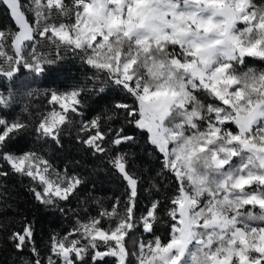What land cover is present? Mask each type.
<instances>
[{
  "label": "snow or ice",
  "instance_id": "1",
  "mask_svg": "<svg viewBox=\"0 0 264 264\" xmlns=\"http://www.w3.org/2000/svg\"><path fill=\"white\" fill-rule=\"evenodd\" d=\"M2 2L15 29H0V76L11 81L21 68L39 76L64 59L62 51L79 57L93 74L70 89L29 91V98L47 99L34 119L28 104L22 108L28 119L7 115L16 96L11 89L0 91V177L28 178L39 203L64 212L59 202L67 201L83 178L56 169L35 148L10 146L30 130L38 140L59 144L60 130L76 123L74 115L83 117L86 93L99 95L113 87L125 96L103 114L81 119L77 130V140L94 155L107 154V163L126 183L125 198L116 197L109 208L100 205L96 216H77L66 233L50 237L46 256L25 218L9 236L18 252H30L24 264H106L107 257L131 264L130 256L135 264H264V69L238 71L247 59L264 61V4ZM41 45L50 50H39ZM118 117L146 132L162 156V170L177 185L165 206L154 199L139 216L140 177L128 168L129 153L110 154L105 147L106 141L118 148L136 140L123 127L105 129ZM161 221L168 228L166 239L156 234ZM137 227L151 238L130 252L125 238Z\"/></svg>",
  "mask_w": 264,
  "mask_h": 264
},
{
  "label": "rangeland",
  "instance_id": "2",
  "mask_svg": "<svg viewBox=\"0 0 264 264\" xmlns=\"http://www.w3.org/2000/svg\"><path fill=\"white\" fill-rule=\"evenodd\" d=\"M65 2L70 4L71 0H65ZM254 2L258 5L264 4V0H254ZM4 28L7 27H4V25L0 27V29ZM38 49L41 51L50 50L47 45L38 46ZM64 54L71 56V59L69 60V58L66 57L65 60L60 61L58 64L48 67V69L39 76L32 74L24 68H21L20 72L11 81L0 76V91L7 92L11 89L16 96V103H14L13 106L6 111L7 115L21 116L23 119H28V114L22 112L24 104H28L29 111L34 119L39 111L46 109L47 99L43 95H37L29 98L27 96L29 91L39 90L42 92L46 88L70 89L75 85L84 84L88 80V77L92 76L93 70L83 64L79 57L70 52L64 53L62 51V55ZM249 67L264 69V61L247 59L245 65L238 68V71H246ZM114 89L115 88L113 87L106 89L104 92L107 95L105 98L106 101L111 103L115 99H125L123 92L119 89H116L115 92L113 91ZM201 94L206 96L204 93ZM93 95H95V93H86L84 95L83 99L85 107L83 109V117L74 115L72 118L76 123L72 126H65L60 130L59 144L52 139L38 140L34 132L30 130L29 133L20 138L14 146H10L11 150L26 151L28 149L35 148L36 150L42 152L51 161L56 169L60 171H64L66 169L69 174H75L80 177L86 172H90L91 170L101 167L106 162L107 155H94L91 148L77 140V130L80 120H90L96 115L103 114L105 110L109 108L108 106L105 109H101L99 106H94ZM201 99L204 100L203 98ZM127 100L129 103L131 102V98H127ZM207 100L208 97L205 101ZM123 121V118L121 121L114 119L111 122L105 123V129L107 130L109 126L113 129L123 127L125 132L129 129L134 133L136 128L133 126H125V128L122 124ZM69 127H71V132L69 131ZM133 133L129 132L127 134L134 135ZM109 139H111V137H109ZM138 140L142 146H144V149L134 150L131 147V143L122 144L116 148L112 147L107 141L105 142V147L109 148L110 154H115L117 151L129 153L128 166L133 173H137L140 177V184L143 187L144 196L149 200V202L161 197L163 207L167 204L168 199L174 194L177 186L176 181L170 173L162 170L161 154H159L154 147L147 142L148 140L144 141V138L142 137H138ZM154 183L159 186L158 191L153 187ZM256 210L259 211L258 208ZM88 216L94 215L91 212L83 213L80 216V219L83 220ZM259 223L260 222L258 221L254 222V224L257 225ZM72 227L73 226H71V228ZM135 230L136 235L129 234V236L125 238V242L127 241L126 246L130 252L135 249L136 244L141 239L147 240L151 238L150 235L145 233L142 228L137 227L133 231ZM67 231L61 233L60 235H63ZM167 235L168 230L165 236L166 238ZM129 259L131 264H135L134 257L130 256ZM112 264H115L114 258Z\"/></svg>",
  "mask_w": 264,
  "mask_h": 264
},
{
  "label": "trees",
  "instance_id": "3",
  "mask_svg": "<svg viewBox=\"0 0 264 264\" xmlns=\"http://www.w3.org/2000/svg\"><path fill=\"white\" fill-rule=\"evenodd\" d=\"M3 25L7 29H15L7 7L0 0V27ZM66 57L69 60L71 59V56L64 54L63 60ZM113 91L116 92V88ZM93 96L91 97L94 99V106H99L101 109L110 107L111 103L105 100L107 97L106 93L95 94ZM200 97L204 100L207 98L202 94H200ZM116 120L121 121L122 117H118ZM122 124L124 127L132 126L125 124L124 121ZM69 131L71 132V127H69ZM129 132L133 133L127 129L126 133ZM133 134L136 140L134 143H131L132 149H144L138 137H142L144 141H147L145 132L136 129ZM97 156L99 155L97 154ZM5 168H7V165H5ZM129 170L131 171L130 168ZM81 177L84 182L76 189L72 196L67 201L59 202V207L64 208V212L39 203L34 198L32 192L29 191L31 182L28 178L21 177L18 174L0 177V185H2L0 187V225H3V228L0 229V264H24L25 260L31 259L28 249L18 252L14 244L9 240V236L13 231L20 230L23 227L25 218L34 227L36 247L42 256H46L48 254L50 237L53 234H61L69 230L74 225L77 216L80 218L83 213L87 212H91L96 216L100 205L109 208L116 197H120L121 200L125 198L126 183L121 175L107 163V160L101 167L86 172ZM159 200L162 201V198L160 197ZM97 201H99V205L96 203ZM149 203V200L143 194L142 185L139 184L136 203L137 216L146 209ZM161 215H163L162 212ZM102 223L107 227V222L102 221ZM167 230V225L163 221L156 226V234L160 235L162 239L166 238ZM129 234L136 235V230ZM125 243L127 244V241ZM105 259L108 262L106 264L113 263V258L107 257ZM89 264H91L90 261Z\"/></svg>",
  "mask_w": 264,
  "mask_h": 264
}]
</instances>
